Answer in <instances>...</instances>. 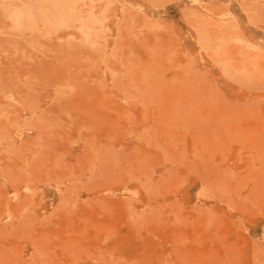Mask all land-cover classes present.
I'll return each mask as SVG.
<instances>
[{"label":"rangeland","instance_id":"1","mask_svg":"<svg viewBox=\"0 0 264 264\" xmlns=\"http://www.w3.org/2000/svg\"><path fill=\"white\" fill-rule=\"evenodd\" d=\"M0 264H264V0H0Z\"/></svg>","mask_w":264,"mask_h":264}]
</instances>
